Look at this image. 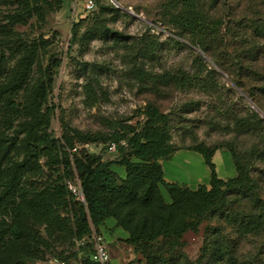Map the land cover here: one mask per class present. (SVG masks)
<instances>
[{
  "label": "rangeland",
  "instance_id": "obj_1",
  "mask_svg": "<svg viewBox=\"0 0 264 264\" xmlns=\"http://www.w3.org/2000/svg\"><path fill=\"white\" fill-rule=\"evenodd\" d=\"M21 1L0 0V83L7 81L21 57L31 50L27 86L14 101H24L33 83L52 74L46 105L54 106L48 128L53 137L64 131L73 136L74 130L83 135H102L104 139L93 142L75 139L76 145L103 161L116 163L124 154L105 149L110 135L128 139L131 134L126 126L140 129L146 120L147 105H153L168 117L174 151L193 149L200 143L235 150L244 155L250 175L258 183L257 192L264 198V124L256 127L260 134L237 125L255 109L253 104L264 112V95L248 99L232 81L239 67L231 61L230 46L219 45L212 55H202L200 62L195 47L180 39L179 43L175 41L174 33L180 28L169 18L161 20V8L167 0H117L121 7L102 10L97 0H92V9L86 8V0H39L38 11L26 22L12 23L9 16L20 9ZM196 6L210 19L222 22V35L227 42L264 41V32L256 28H264V0H196ZM245 50L264 70V52L249 53L247 44ZM215 59L224 63L226 72L213 65ZM185 72L196 75V79L179 83L178 77ZM89 86L92 93L87 91ZM15 115L0 104V140L4 148L26 137L20 126L23 118ZM39 163L44 172L32 178L34 186H44L55 169L45 158ZM74 181L66 182L67 189ZM160 190L168 200L165 189ZM73 200L77 201L74 196ZM252 204L246 197L236 207L248 211ZM61 215L68 212L62 210ZM230 227L222 210L213 212L211 208L200 218L196 230L187 229L174 244L160 241L149 248L136 249L126 241L127 233L113 222L94 230L85 242L92 248L94 234L101 237L110 257L107 264H225L216 262L213 253L216 238L221 239L220 231L235 234ZM38 232L50 246H43L44 259L24 258L26 264L49 263L59 257L83 262L88 253L83 241L49 239L43 226L38 227ZM238 253L248 254L256 264H264V236L242 240Z\"/></svg>",
  "mask_w": 264,
  "mask_h": 264
},
{
  "label": "trees",
  "instance_id": "obj_2",
  "mask_svg": "<svg viewBox=\"0 0 264 264\" xmlns=\"http://www.w3.org/2000/svg\"><path fill=\"white\" fill-rule=\"evenodd\" d=\"M38 2L22 0L20 9L9 19L12 23L26 22L28 16L38 11ZM97 4L100 10L106 7L115 9L116 6L113 2L105 5L99 0ZM166 18L180 28L174 33L175 41L179 43L180 39L197 48L196 58L200 62H203L202 55H212L219 45L230 46L233 50L231 61L239 67L232 81L248 99L264 95V70L257 65L256 58L245 54L246 44L249 53L252 50L264 52V41L227 42L222 35V22L210 19L198 9L196 0L165 1L161 20ZM256 28L264 32L261 26ZM32 56L31 50L23 55L7 81L0 83V104L23 118L20 126L26 136L20 143L12 142L6 148L0 140V264H26L24 258L44 259L43 246L50 245L48 239L39 235L40 226L49 239L83 241V248L88 253L80 263L98 264L92 260L94 247L91 248L85 238L108 222L124 230L126 241L136 249L149 248L160 241L179 242L187 229H197L200 218L211 208L213 212L222 210V216L235 233L220 231L221 239L216 238L213 253L216 262L256 264L248 254L238 253V244L242 240L264 236V198L257 192L258 183L250 175L244 155L227 148L236 174L223 180L217 177L211 161L217 148L200 143L193 149L203 156L210 169L208 186L199 185L193 189L166 182L159 160L174 152L168 117L157 107L147 105L146 120L140 129L127 125L131 134L128 139L114 134L108 139L124 140L125 144L117 147V152L119 150L124 155L116 163L103 161L76 145V141H99L104 139L102 135H83L74 130L73 136L64 131L59 137H53L48 132L54 108L46 105L52 74L33 83L24 101H14V97L26 89ZM212 63L226 72L222 61L215 59ZM196 77L185 72L177 81L185 84ZM87 91L92 93L90 86ZM255 106L262 111L260 106ZM258 112L256 108L251 109L250 115L241 118L237 125L248 130L253 128L260 134L256 127L264 124V119ZM12 154L16 157H11ZM41 158H45L50 167L55 165V169L44 186H34L32 178L44 172L39 163ZM69 180H75L74 184L81 188L83 202L73 200L74 195L67 189ZM161 187L165 189L168 200L161 194ZM246 197L251 199L252 208L248 211L238 209L236 205ZM62 210H66L68 215L62 216ZM58 259L68 260L66 257Z\"/></svg>",
  "mask_w": 264,
  "mask_h": 264
},
{
  "label": "crops",
  "instance_id": "obj_3",
  "mask_svg": "<svg viewBox=\"0 0 264 264\" xmlns=\"http://www.w3.org/2000/svg\"><path fill=\"white\" fill-rule=\"evenodd\" d=\"M214 171L218 178L226 180L236 174L231 154L225 148L216 149L211 157ZM164 180L177 183L182 187L197 188L199 185L208 186L210 169L203 156L194 149L180 148L169 156L160 159ZM34 264H49L36 262Z\"/></svg>",
  "mask_w": 264,
  "mask_h": 264
},
{
  "label": "built area",
  "instance_id": "obj_4",
  "mask_svg": "<svg viewBox=\"0 0 264 264\" xmlns=\"http://www.w3.org/2000/svg\"><path fill=\"white\" fill-rule=\"evenodd\" d=\"M86 8L92 9L94 7V3L92 0H86ZM119 144H125L124 140H121L119 142H116L114 140H109L105 144V149L109 153H114L117 151V147ZM76 150V148H73V151ZM69 190L74 195L75 199L79 202L84 201V196L81 191V188L77 184H69L68 185ZM94 251L92 254V260L95 261L98 264H107L110 260L109 253L107 250L106 244L103 242L102 238L99 236H96L94 234ZM49 264H81L80 262H71L69 260H63L58 258H52L49 261Z\"/></svg>",
  "mask_w": 264,
  "mask_h": 264
},
{
  "label": "water",
  "instance_id": "obj_5",
  "mask_svg": "<svg viewBox=\"0 0 264 264\" xmlns=\"http://www.w3.org/2000/svg\"><path fill=\"white\" fill-rule=\"evenodd\" d=\"M117 7H121V5L116 1V0H111ZM123 8V7H122ZM123 9H125V8H123ZM197 51H198V49L197 48H195ZM208 59V58H207ZM253 106L259 111V113L261 114V115H264V112H262L261 110H259L254 104H253Z\"/></svg>",
  "mask_w": 264,
  "mask_h": 264
}]
</instances>
